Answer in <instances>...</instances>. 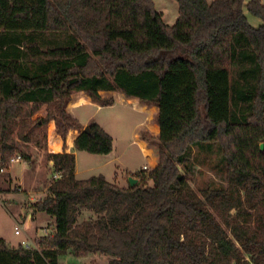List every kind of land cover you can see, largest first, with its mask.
Returning a JSON list of instances; mask_svg holds the SVG:
<instances>
[{
	"label": "trees",
	"instance_id": "obj_1",
	"mask_svg": "<svg viewBox=\"0 0 264 264\" xmlns=\"http://www.w3.org/2000/svg\"><path fill=\"white\" fill-rule=\"evenodd\" d=\"M175 1L167 25L152 0H0V169L28 158L19 144L42 147L50 122L62 145L80 129L65 110L74 92L101 106L111 102L99 91L155 105L159 132L142 134L159 145L157 164L132 187L78 180L73 154L47 153L61 176L31 210L53 218L54 233L34 248L0 238V264H58L66 253L108 264H264V4ZM244 8L262 24L251 26ZM44 33L49 45L35 37ZM204 143L220 148L227 188L198 194L189 156ZM74 147L109 154L112 137L92 123ZM82 211L91 216L78 222Z\"/></svg>",
	"mask_w": 264,
	"mask_h": 264
},
{
	"label": "rangeland",
	"instance_id": "obj_2",
	"mask_svg": "<svg viewBox=\"0 0 264 264\" xmlns=\"http://www.w3.org/2000/svg\"><path fill=\"white\" fill-rule=\"evenodd\" d=\"M152 1L156 11L162 14L164 23L173 25L178 17L177 2L175 0ZM206 1L210 3L214 0ZM35 37L39 44L42 39L43 45L53 39V36L47 33ZM233 67V65H229L231 78L237 76ZM77 93L74 92L70 96L65 107L66 112L72 106L75 99L73 96ZM99 95L106 101L113 102L114 98L117 100L112 106L97 108V106L84 105L73 109V112L82 121L91 116L93 123L101 126L112 137V151L109 154H90L77 150L78 178L86 179L91 176L103 175L110 179L116 173V177L121 178L123 183L128 186V177L137 175L143 170V165L147 166L145 172L156 166L155 164L151 167L149 161L151 162L155 158V163H157L159 145L155 141L142 139V134L154 138L159 134L154 120L155 105L138 104L134 100H123V103L119 99L125 96L117 91H99ZM84 99L82 95L79 101L83 102ZM242 106L243 102L240 101L238 107ZM141 121L144 122L142 125L139 124ZM84 126L80 125V129L77 131L81 132ZM53 127V122L47 125L48 141L46 140L45 144L42 142V147H36L32 143L18 145L19 152L28 155L26 159L28 166L23 162L24 159H21L22 161L13 164L12 168L11 174L19 179L21 187L18 184V179L11 178V175L7 173L11 171L12 165L7 166V170L5 169L0 174V238L10 247L23 246L22 241H25L29 248H34L35 240L44 236H52L54 233V220L46 213L39 211L34 213L33 218L30 217L32 204L47 195V187L55 180L52 177L54 168L49 167L46 155L49 153V149L54 148V143L65 147V143L62 145L60 139H52ZM135 135L145 142L148 149L152 150L151 157L147 158L143 155ZM261 144L264 147V142L259 143V145ZM189 168L192 176L187 177V184L196 193L200 194V191L206 187L227 188L225 164L221 159V150L218 145L204 143L202 146L193 147L189 156ZM117 184L120 185V182ZM235 214V209L229 212L231 217H234ZM89 215L91 216V213L88 211H82L77 215V221L81 222L89 218ZM15 227L18 228L19 234L14 233ZM229 236L231 235L229 234ZM245 257L247 258V255ZM108 261L109 257L98 254L74 256L71 253H66L58 257V264H108Z\"/></svg>",
	"mask_w": 264,
	"mask_h": 264
},
{
	"label": "crops",
	"instance_id": "obj_3",
	"mask_svg": "<svg viewBox=\"0 0 264 264\" xmlns=\"http://www.w3.org/2000/svg\"><path fill=\"white\" fill-rule=\"evenodd\" d=\"M249 0H244V3H247ZM263 4H264V0H260ZM247 10L244 8V13H245V16H246V18H247V20H248V22H249V24L251 25V26H253V27H258V26H260L261 25V20L260 19H257L256 17H254V16H252L248 11L246 12ZM84 96V101L83 102H80L79 101V98L81 97V96ZM75 99H74V102H73V104H72V106L70 107V108H68L67 109V112L78 122V124H80V125H89L90 126V124H92L93 123V118H91V116L90 117H88V118H86L85 120H80L77 116H76V114L73 112V109H77V108H80V107H82V106H84V105H90V106H97V108L98 107H100L101 105H99V104H97L96 102H93V101H91V99L87 96V95H85L83 92H78L77 94H74V96H73ZM116 98H114L113 99V102H111V105H107V106H112V105H114L115 104V102H116ZM120 101H122L123 103H124V101H128V100H134L135 102H137L138 104H140V102L138 101V99L137 98H133V97H131V98H126V97H123V98H120L119 99ZM124 100V101H123ZM133 104V103H132ZM154 114L157 112V107H155L154 106ZM147 119V118H146ZM142 121H144V120H142ZM142 121L139 123L140 125H142L143 123H142ZM155 125H157V124H155ZM84 126V127H85ZM158 126V125H157ZM159 128V127H158ZM80 132L79 131H77V130H73V129H70V130H68V132H67V134H66V139H65V147H62L59 143H54V148L53 149H49V153H62V152H65V153H68V154H73L74 155V159H75V167H74V176H75V178L76 179H78V180H81L80 178H78V172H77V170H76V168H77V150H76V148L74 147V139L78 136V134H79ZM139 139V138H138ZM140 140V139H139ZM142 141V140H141ZM22 160L20 159L18 162H21ZM23 162H25L26 164H27V166H28V161L27 160H24ZM16 163V162H15ZM14 163V164H15ZM48 164H49V167H52L53 168V162L51 161V160H48ZM155 164H157V163H155ZM149 165L151 166V164L149 163ZM143 166H146V165H143ZM143 166H142V169H143ZM151 167H153V166H151ZM12 168H13V165H12V167H11V171H9V172H7L8 174H10L11 175V178H13V179H18L16 176H14V175H12L11 173H12ZM28 169H29V167H28ZM7 170V169H6ZM30 170V169H29ZM31 171V170H30ZM33 172V171H32ZM87 179V178H86ZM107 181H109V182H112V183H115V184H117V182H120V185H118V186H121V187H127V184H125V183H123L124 181L121 179V178H119V177H116V173H114V176L112 177V178H110V179H107V178H105ZM128 183V182H127ZM18 184H19V186L21 187V184L19 183V179H18ZM35 215H30V217L31 218H33Z\"/></svg>",
	"mask_w": 264,
	"mask_h": 264
},
{
	"label": "built area",
	"instance_id": "obj_4",
	"mask_svg": "<svg viewBox=\"0 0 264 264\" xmlns=\"http://www.w3.org/2000/svg\"><path fill=\"white\" fill-rule=\"evenodd\" d=\"M20 159H21L20 155H18V154H17V155H14V156L10 159L9 165H13L15 162H18ZM145 169H147V166H143V170H145ZM4 170H5V168H1V169H0V172L2 173ZM60 176H61L60 172H54L53 175H52V177H53L54 179H58V178H60ZM14 233H15V234H19V230H18V228L15 227ZM22 244H23V247H25V248H29V245H28L27 242L22 241Z\"/></svg>",
	"mask_w": 264,
	"mask_h": 264
},
{
	"label": "bare ground",
	"instance_id": "obj_5",
	"mask_svg": "<svg viewBox=\"0 0 264 264\" xmlns=\"http://www.w3.org/2000/svg\"><path fill=\"white\" fill-rule=\"evenodd\" d=\"M134 134H135V133H134ZM134 137H135L136 141L139 143V146H140V148H141V150H142V152H143V155H144L145 157H147V158L151 157V156H152V150H151V149H148V148H147V145L145 144V142L139 140V139L137 138L136 135H135ZM149 160H150V159H149ZM149 163H150L152 166H154V165H155V158L153 159V161H151V162L149 161Z\"/></svg>",
	"mask_w": 264,
	"mask_h": 264
},
{
	"label": "water",
	"instance_id": "obj_6",
	"mask_svg": "<svg viewBox=\"0 0 264 264\" xmlns=\"http://www.w3.org/2000/svg\"><path fill=\"white\" fill-rule=\"evenodd\" d=\"M81 132L90 133V126L86 125ZM261 149L263 148V144L260 145ZM138 180L132 176L128 177V185L130 187L134 186Z\"/></svg>",
	"mask_w": 264,
	"mask_h": 264
}]
</instances>
